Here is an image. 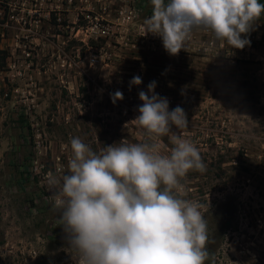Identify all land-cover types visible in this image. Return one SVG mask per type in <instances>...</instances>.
Wrapping results in <instances>:
<instances>
[{
    "label": "rangeland",
    "instance_id": "rangeland-1",
    "mask_svg": "<svg viewBox=\"0 0 264 264\" xmlns=\"http://www.w3.org/2000/svg\"><path fill=\"white\" fill-rule=\"evenodd\" d=\"M13 1L0 0V264H76L45 177L69 174L71 138L97 153L143 142L134 120L152 81L206 165L182 181L205 205L206 264H264V15L242 50L197 31L171 56L145 35L150 0ZM212 38L216 56L196 52Z\"/></svg>",
    "mask_w": 264,
    "mask_h": 264
},
{
    "label": "clouds",
    "instance_id": "clouds-1",
    "mask_svg": "<svg viewBox=\"0 0 264 264\" xmlns=\"http://www.w3.org/2000/svg\"><path fill=\"white\" fill-rule=\"evenodd\" d=\"M145 35L161 38L171 56L185 50L194 32L213 34L230 48L244 49L246 38L264 15L260 0H150ZM142 83L134 76L132 85ZM156 82L141 91L134 122L144 130L141 143L124 140L99 153L71 138L69 174L45 179L59 225L76 264H206L211 259L207 220L199 201L184 198L182 182L206 165L196 144L179 133L188 127L180 106L169 111ZM113 104L123 93L110 94ZM173 127L177 131H173ZM163 137L173 147L165 154Z\"/></svg>",
    "mask_w": 264,
    "mask_h": 264
},
{
    "label": "built area",
    "instance_id": "built-area-1",
    "mask_svg": "<svg viewBox=\"0 0 264 264\" xmlns=\"http://www.w3.org/2000/svg\"><path fill=\"white\" fill-rule=\"evenodd\" d=\"M23 1H26V0H23ZM2 2H3V4H6L8 7H10L12 9V11L18 10L16 7L17 5H16V3H14L13 0L12 1L11 0H2ZM21 6H23V4ZM208 34L210 35L211 33L208 32ZM193 37H194V33L192 35L191 40L187 43L185 49L187 48V46L192 44ZM150 38H153V37H150ZM157 38H159V37H157ZM222 48H223L222 45L217 46L215 40L212 38V39H209V41L206 44L198 47L196 49V52H198L200 55H202L204 57L216 56Z\"/></svg>",
    "mask_w": 264,
    "mask_h": 264
},
{
    "label": "trees",
    "instance_id": "trees-1",
    "mask_svg": "<svg viewBox=\"0 0 264 264\" xmlns=\"http://www.w3.org/2000/svg\"><path fill=\"white\" fill-rule=\"evenodd\" d=\"M260 3H264V0H260Z\"/></svg>",
    "mask_w": 264,
    "mask_h": 264
}]
</instances>
